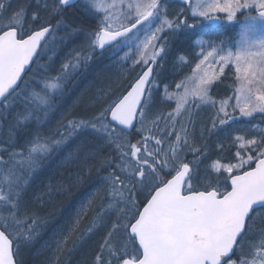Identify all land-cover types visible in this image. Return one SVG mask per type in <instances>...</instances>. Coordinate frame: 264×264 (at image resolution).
Returning a JSON list of instances; mask_svg holds the SVG:
<instances>
[{"label":"snow or ice","instance_id":"obj_1","mask_svg":"<svg viewBox=\"0 0 264 264\" xmlns=\"http://www.w3.org/2000/svg\"><path fill=\"white\" fill-rule=\"evenodd\" d=\"M183 2L188 4L190 0ZM121 5L125 0H36V9L26 26L11 22L21 21V10L0 19V117L10 113L13 103L20 99L25 77L36 66L34 57L38 59L48 44L46 37L64 23L69 8L80 9L84 17L95 21L94 30L82 25L73 27V31L87 34L88 47L110 48L118 55L123 48L134 45L131 59L134 65H141L140 73L120 95L103 93L90 119H68L43 137L36 130L25 139L21 151L0 148V171L9 177L7 195L0 188V201L11 213L0 222V264H21L16 257L35 239L34 228L21 231L17 226V213L26 202L31 181L53 151L61 150L78 135H86L91 144L86 141L69 150L65 159L75 171H69L58 184L49 185L46 195L59 196L82 185L94 169L105 173L96 193L75 211L69 229L78 231L87 219L89 226L78 239H83L85 233H100L92 264H264V228L260 244L253 245L259 251L251 260L244 258L248 237L258 220L264 223V130L251 138L235 136L230 143L238 147L231 159L222 162L224 158L218 153L212 160L210 152L222 151L225 145L220 139L209 145L206 134H215L217 128L223 131V126L236 117L227 111L224 100L213 114L211 128L200 133L199 141L189 131L190 124L194 127L185 110L189 95L199 102L197 107L214 106L209 91L216 77L207 73L200 77L195 90L185 88L179 95L174 112L150 116L160 61L169 55L173 37L195 25L187 23L182 13L169 14L166 0H128L126 10H121ZM246 9L256 10L257 15L245 17L235 51L219 55V71L223 74L224 66L234 64L246 81V86L237 90L241 96L235 107L242 117H253L255 113L264 114V0H206L192 10V15L211 20L212 13H226L232 22L238 12ZM5 11L0 0V12ZM141 35L143 40L139 39ZM180 51L173 57L174 62L185 59ZM215 51L207 52L200 63ZM129 58L127 53L118 56L125 61ZM67 67L62 66L57 80L67 75L63 71ZM196 67L199 69L200 64ZM51 78L42 76V92H34L24 101V108L16 113L14 132L27 131L35 112L43 110L47 116L53 110L48 89L58 85H49ZM165 94L172 99L167 91ZM182 111L189 115L186 122L177 119ZM35 119L39 121L40 117ZM133 131L139 135L135 143L131 142ZM189 153L191 160L187 159ZM36 215L32 213L29 219L35 222ZM61 244L66 246L63 236L56 245L58 253Z\"/></svg>","mask_w":264,"mask_h":264},{"label":"rangeland","instance_id":"obj_2","mask_svg":"<svg viewBox=\"0 0 264 264\" xmlns=\"http://www.w3.org/2000/svg\"><path fill=\"white\" fill-rule=\"evenodd\" d=\"M105 2L111 3L112 0H105ZM127 2L128 0H125V5L120 6L121 10H126L125 6ZM205 2L206 0H193L189 8H185L184 5H175L171 2L166 1V11L169 14L177 12L182 13V18L186 19L187 23L195 25V27L190 29H181L179 35L177 37H173L174 44H169V55L164 57V59L160 61L162 68L156 74L158 87H154L153 89L152 95L154 98V102L149 114L150 116L153 114H163L166 116L169 112H174L179 95H182L184 93L185 88H188L190 91L195 90L199 84L201 74L205 75V73H207L209 76H215L216 78L210 85L209 91L210 98L212 101H214V106L200 104V106L197 107L196 105L199 102L193 96L189 95L188 104L185 105V110H187V113L191 115L194 124V127L192 124L189 125V131L196 137L197 141H199L200 133L204 131L205 128H211L210 121L213 118V114L219 108L221 101H227V111L235 116L236 119L234 121H231L228 125L223 126V131L217 128L215 134L210 136L206 134V142L209 145L214 144L217 139L222 140L225 145L222 151L214 150L210 152L211 159L214 160L219 153V155L224 158L222 162H227V160L231 159V157L234 155L236 147H238V145H233L232 143H230V140H233L237 135H247L251 138L253 134L258 135L261 130H264V114L255 113L253 117H242L240 115L239 108L235 107L238 97L241 96V92L237 90L241 89L243 86H246V81L242 78L241 74L235 71L234 64L224 66L223 74H221L219 71L221 67V64L219 63V55L225 54L226 51H235V41L239 37L241 24L245 22L246 16H255L257 14V11L248 9L242 10L241 12L237 13L232 22H229L227 20L226 13H212L211 15L214 17V19L220 20L219 24L214 25L208 23L209 19L198 16L194 17L192 15V10L197 5L203 4ZM3 3L6 7V16L9 14L14 15L13 10H21L23 12L21 21L13 20L11 22L17 24L24 23L25 26L27 25V22L30 21L31 15L36 9V0H10V2L3 1ZM67 11L70 14H74L75 18H80L82 20L85 19L80 9L78 8L70 9ZM24 12H26V14ZM69 15L64 16V21L65 18H67ZM23 18L25 19L24 21H22ZM169 18L174 19V17L171 15L169 16ZM75 25L83 26L82 23ZM116 26H118V20ZM67 27H69L72 32H68L65 29ZM59 28L66 34H63V36L57 34L56 32ZM204 31L211 33L212 37H202ZM225 31L230 32L231 35L221 36V34H225ZM196 32H199L198 38H194L192 40L191 37L187 36L192 35ZM161 35H163V33H161ZM143 38V35L139 37L140 40H143ZM184 38H187L189 41L187 50L188 52L186 51L187 45L180 42L183 41ZM87 40L88 36L86 33L75 32L73 31V27L71 26V24H66L64 22L54 30V33L48 41L47 46L42 51L41 57L45 59L46 55L48 54L49 59L44 60L42 63H40L42 59L40 57L39 61L36 63V66L32 69V71L41 65L42 67H44V64L46 66L48 62H50L55 57H59V55H62L60 61V63L62 64L69 63L71 60L77 58L78 56L84 55L88 50L91 49L90 47H88ZM138 42L139 41H136L135 43ZM178 49L182 50L180 51V55H183L185 59L183 61L177 59L174 62L173 57L176 55ZM213 49L216 50L214 55L212 57H209L207 61L201 64L200 62L204 59V56L207 55V52L212 51ZM94 51L97 53V48ZM49 52H53L55 57H52V54L49 55ZM125 53L128 54V56L130 57L129 59H127L126 61L118 59V56L122 57L125 55ZM134 55V45L123 48V50L120 51L118 55H114L112 50L106 53L100 60V62L104 63L106 66L102 68V71L104 73H102L101 77L100 75L98 76V80L94 83L95 87H92L97 91H101L102 95L104 92H108L109 96L111 97L120 95L122 92H124V90L128 86L129 81L134 80L141 71V65L133 64V60L131 59V57ZM90 63L88 66H90ZM198 64H200L199 69L196 67ZM96 74L97 72H95V75ZM30 77L31 74L29 78ZM177 84H181V87L177 88ZM51 89L52 88L48 89L49 93ZM86 90L87 87L85 88V92ZM165 91H167L168 95L172 96V99L167 98ZM86 93H80L78 100H76L74 103L78 105H83L84 103L88 104L87 99H89V95L87 96ZM109 96H105V98L107 99L109 98ZM220 96H223V98L218 100ZM88 105L91 107L92 104L89 103ZM188 114L182 111V115L180 117H177V119L182 122H186L189 118ZM147 123L148 126L151 127V120H149ZM2 135L3 134L0 132V140L2 139ZM191 157L192 154L189 153L187 158H190L191 160ZM5 186H7V184H5ZM10 215L11 213H9L8 211V205L0 201V222H2L5 217H8ZM19 223L20 222L18 221L17 226ZM261 228H264V223H261L258 220L255 231L250 234V236L248 237V242L244 246V258L253 257L254 253L259 250L258 247H254L253 245L260 244ZM19 229L21 230L20 227ZM9 231L13 230L10 228ZM31 249L32 247L30 246L22 248L20 253H23L26 257L27 253H29ZM20 253L18 255H20ZM249 253H251V255H249ZM237 254L240 255L239 252ZM17 258L19 260L18 256ZM79 264L87 263H84L82 261Z\"/></svg>","mask_w":264,"mask_h":264},{"label":"trees","instance_id":"obj_3","mask_svg":"<svg viewBox=\"0 0 264 264\" xmlns=\"http://www.w3.org/2000/svg\"><path fill=\"white\" fill-rule=\"evenodd\" d=\"M3 1L10 2V0ZM6 13V11L0 12V19L7 17ZM24 13L26 14V12ZM69 14L70 13L66 11L64 16ZM69 16L65 18L64 22L66 24H71V26L74 27L76 26L75 24L82 23L86 29H95L94 20H91L87 17H84L85 19L83 20L80 18H75L74 14H70ZM24 20L25 19L23 18L22 21ZM51 23L55 25L57 21L53 19ZM65 29L68 32H72L69 27ZM56 33L61 36L66 34L60 28ZM51 54L52 57H55L53 52H49V55ZM103 56L104 55H98L91 48L84 55L78 56L69 63H60L62 55H59V57H55L50 62H48L46 64L47 67L44 64V67L41 65L34 69L31 73V77L28 78V80H26L25 84L22 86L23 92L20 96V99L13 103L12 111L10 113H5L3 117H0V132L3 134L2 139L0 140V148H8L10 151H21L25 139L30 138L36 130H39L41 137H43L49 132V130H54L55 128L59 127L61 122L66 124L68 119H90L95 109L99 107L97 101L100 100L102 96L101 91H97L93 87H95L94 83L98 80V77L95 75L96 68L100 67V69H102L106 67L104 63L100 62ZM41 58L42 59L40 63H42L44 60H48L49 56L47 54L45 59L43 57ZM89 63L90 66H88ZM65 64L69 65V67L63 69L67 75L62 81L57 80L56 77L59 73H61L62 66ZM45 75L52 77L47 81L49 85H58V87L52 88L50 90V94L53 97V110L50 111L47 116L44 115L43 110L35 112L27 131L23 132L22 134L19 132H14L13 127L15 124L16 113L20 112L24 108V101L28 97H31L34 92H42L43 83L41 82V77ZM86 87L87 93L85 92ZM80 93H86L87 96L89 95V99H87V101L88 104L91 103L92 105L90 107L87 104L88 108H83L84 110H80V113L78 114L72 113L71 111L76 109L77 104L74 102L78 100ZM104 99L106 98L104 97ZM37 116L40 117L39 121L35 119ZM137 139H139V135L134 133L131 136V142L135 143ZM78 140H81L82 142H86L88 140L91 141L86 135L74 136L66 146H64L59 151H53L43 161L41 170L36 175L35 179L31 181L30 187L28 188L26 202L21 206V209L18 211L17 215L20 217V223L18 224V227L21 228V231H24L26 227L34 228L35 231L33 235L35 239L34 242L29 245L32 247V249L30 250L28 257H25L23 253L18 255L21 264H32L33 260L31 261L30 259H34L33 252H35V257L38 258L36 259L35 264H71L73 262L70 263V261H72L74 256L77 254H84L83 262L92 264V258L94 254L92 253L93 251H90L88 243L91 241H96L98 246L100 241V233L97 232L90 236L85 233L83 239H78L80 232L89 226V220H83L79 226V230L73 232L75 233L74 243H71V234L70 231L67 230L66 226H58L53 229L50 221L42 220L39 216L40 211L51 208V218L65 214L64 216L68 218L66 224L70 223L71 225L75 211L81 204L85 203L93 196L94 193H96L97 188L101 183V177L105 174L102 170L99 171L98 174H91L89 180L85 184L92 186L90 193H82L84 188L81 186L72 187L70 190L64 191L59 196H53L51 198H49V196L44 192L41 193V195L39 193L41 190L40 187H46L47 191L49 185H56L60 181L65 180L64 178H61L60 170L57 168V166L47 162L48 158L55 152L65 151L70 144L74 145L78 142ZM104 153L107 155L108 149H105ZM4 158L7 159V156L5 155ZM8 180L9 177L6 176L5 172L0 171V188H3L2 194L5 195H7V186H5V184L8 183ZM35 191L37 193V197L32 198V194ZM77 195L79 196L77 197ZM99 203L100 199L97 197L96 205L98 206ZM32 213L37 214L35 216V222H33L32 219H29ZM11 229L14 231L13 228ZM61 236L66 238V246L61 244V251L58 253L56 245L60 241ZM246 259L251 260L252 257Z\"/></svg>","mask_w":264,"mask_h":264},{"label":"bare ground","instance_id":"obj_4","mask_svg":"<svg viewBox=\"0 0 264 264\" xmlns=\"http://www.w3.org/2000/svg\"><path fill=\"white\" fill-rule=\"evenodd\" d=\"M96 72H97V74H96L97 77L99 75L101 77L102 73H104L102 71V69H100V67L96 68ZM201 76L203 77L204 74L203 75L201 74ZM84 106H86V107H84ZM83 108H88L87 103H84L83 105H78L77 104L76 109L71 111V112L78 114V113H80V110H84ZM87 142L89 144H91V141L88 140ZM83 143L84 142H82L81 140H78V142L76 144H74V145L70 144L65 151H63V152H61V151L60 152H55L48 158L47 162H50V163L54 164L60 170L61 178L66 179L67 173L69 171H75V166L68 164L66 162L65 158L68 156V153H69L70 149L74 148L75 145H77V144H83ZM96 173L98 174L97 171L93 170L92 175H95ZM89 178L82 185L77 186V187L81 186V187L84 188L82 193H86V192L90 193V191L92 190V186L91 185H85L87 183V181L89 180ZM40 188H41V190L39 191L40 195L43 192L46 193V187L43 186V187H40ZM83 195H85V194H83ZM78 196L79 195H77V197ZM35 197H37L36 191L32 194V198H35ZM43 210H45V211H43ZM43 210L39 212L40 218L42 220L50 221L51 226H52L53 229H55L58 226H66L67 230L70 229L71 225H70V223L66 224L68 218L64 216L65 214H61L58 217L51 218V215H50L51 208H47V209H43ZM70 234H71L70 235L71 236V243H74L75 233L70 231ZM88 245H89L90 251H93L92 253L94 254L95 251H96L95 249L97 247V242L96 241H91V242L88 243ZM28 255H29V253H27L26 256L28 257ZM33 256H34V259H30V260L31 261L33 260L32 264H35L36 259H38V258L35 257V252H33ZM83 258H84V254H77V255L74 256L73 260L70 261V263L73 262L71 264H79V263H81L83 261Z\"/></svg>","mask_w":264,"mask_h":264},{"label":"water","instance_id":"obj_5","mask_svg":"<svg viewBox=\"0 0 264 264\" xmlns=\"http://www.w3.org/2000/svg\"><path fill=\"white\" fill-rule=\"evenodd\" d=\"M173 1H176V2H183V0H173ZM191 1L192 0H190V2L188 3V4H186V5H189L190 3H191ZM184 3V2H183ZM213 23H217L218 21L217 20H214V21H212ZM49 38V36L48 37H46V39H48ZM98 51H99V53H102V52H104V51H106V50H101V49H99L98 48ZM36 59V57H34V60Z\"/></svg>","mask_w":264,"mask_h":264}]
</instances>
